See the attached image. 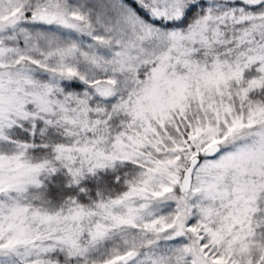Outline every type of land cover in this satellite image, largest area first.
Returning <instances> with one entry per match:
<instances>
[{"label": "snow or ice", "instance_id": "snow-or-ice-1", "mask_svg": "<svg viewBox=\"0 0 264 264\" xmlns=\"http://www.w3.org/2000/svg\"><path fill=\"white\" fill-rule=\"evenodd\" d=\"M0 264H264V0H0Z\"/></svg>", "mask_w": 264, "mask_h": 264}]
</instances>
